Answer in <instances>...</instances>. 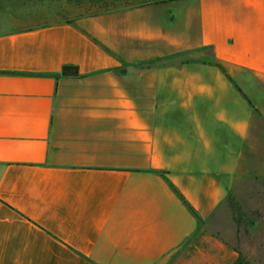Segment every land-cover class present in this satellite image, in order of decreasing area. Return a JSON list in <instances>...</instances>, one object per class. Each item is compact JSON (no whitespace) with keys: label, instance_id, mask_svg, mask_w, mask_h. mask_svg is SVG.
<instances>
[{"label":"crops","instance_id":"crops-1","mask_svg":"<svg viewBox=\"0 0 264 264\" xmlns=\"http://www.w3.org/2000/svg\"><path fill=\"white\" fill-rule=\"evenodd\" d=\"M31 11L0 32V264H232L211 219L264 195V0Z\"/></svg>","mask_w":264,"mask_h":264},{"label":"rangeland","instance_id":"rangeland-1","mask_svg":"<svg viewBox=\"0 0 264 264\" xmlns=\"http://www.w3.org/2000/svg\"><path fill=\"white\" fill-rule=\"evenodd\" d=\"M160 2L164 0H0V32L11 27L5 17H8L11 10L26 11L32 9L33 15L50 14L52 20L55 14H77L94 13L103 10L122 9L134 5H140L149 2ZM48 16V15H47ZM201 61L215 66L226 76L229 75L227 67L216 63L212 58L211 50L204 48L201 53ZM180 59L168 58L163 60L162 74L165 78L172 79L178 74ZM165 67H167L165 69ZM161 123H162V146L165 149V93L161 97L160 105ZM257 187L264 184L261 182L253 183ZM236 192L229 196L228 203L221 206L217 215H212L213 230H218L221 234H226V228L229 226V220L233 219L237 224L238 240L234 247L255 264H264V195L258 198L257 191L250 190V194L243 193L241 182ZM259 203H261L259 205ZM244 204L246 207H244ZM235 233V227L233 229ZM223 235V236H224Z\"/></svg>","mask_w":264,"mask_h":264},{"label":"trees","instance_id":"trees-1","mask_svg":"<svg viewBox=\"0 0 264 264\" xmlns=\"http://www.w3.org/2000/svg\"><path fill=\"white\" fill-rule=\"evenodd\" d=\"M63 74H65V75H78L79 71H78V68L76 66L65 65L63 68ZM175 191H177V193L179 194L181 199L184 200V202L189 206V208L195 214H197L195 209L188 203V201L185 199V197L180 192H178V190L176 188H175ZM232 264H255V263L252 260H250L248 257H246L243 253L239 252L238 257L236 258V260Z\"/></svg>","mask_w":264,"mask_h":264}]
</instances>
